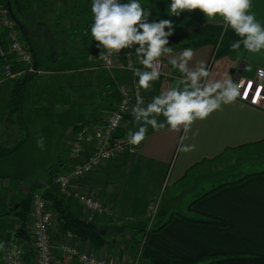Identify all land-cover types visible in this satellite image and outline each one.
<instances>
[{
    "label": "crops",
    "instance_id": "obj_1",
    "mask_svg": "<svg viewBox=\"0 0 264 264\" xmlns=\"http://www.w3.org/2000/svg\"><path fill=\"white\" fill-rule=\"evenodd\" d=\"M81 2L83 0H70L69 8L64 12L50 5V53H54L52 49H59L58 55L54 53L58 56V61L70 63L73 67L68 70H50V85L70 83L72 86L75 84L76 76H81V73L90 76L97 70L102 71L106 89V93H102L104 101L99 106H93V114L86 121L100 123L119 100L116 80L123 75L118 71H107L101 67L100 46L90 34L92 3L85 2L83 8L78 9ZM140 3L146 10L151 11L149 22L171 20L174 34L168 38L188 33L208 24L223 27L219 19L208 22L199 10L183 11L179 16H170L167 9L171 0H140ZM252 4V12L255 13L257 20L264 24V0H252ZM168 30V28L165 29V31ZM72 33H76L73 37H76L78 43L72 40ZM29 36L31 37L30 34ZM168 46L173 48V54L176 56L185 48H192L195 55L189 62V67L195 68L198 62L203 61L213 77L217 79L228 73L236 81L240 77H253L257 69H264V51L252 54L242 48L217 58L216 47L213 44ZM163 59L166 62L165 75H161L152 83L148 91H144L147 103L162 90L175 86L181 78V73L168 63L170 57ZM66 79L67 82H65ZM12 88V81L0 84V102L3 100L9 102ZM9 112L11 113V110ZM158 119L163 121L164 118L161 116ZM6 127L5 123H0L2 131L0 135L5 133ZM137 127L131 121L121 132L127 138L129 130L135 131ZM182 135V131L177 133L167 128L156 132L149 126L146 140L134 153L108 162L82 179L85 191L116 209L147 207L155 203L156 199V196L152 195L151 186L157 185L159 188L169 177L172 179L174 192L167 207L160 210L154 217L152 228L165 225L148 234L146 243L149 247L168 258L180 261L194 260L204 254L237 252L264 255V110L237 99L234 104L223 106L222 111L214 112L206 120L196 121L188 133L189 138L184 141L187 145H195V150L188 153L176 151ZM0 140L5 144L3 139ZM16 143L11 142L8 145ZM213 169L220 170L225 175L213 180L210 188L191 187L190 198L183 201L180 199L181 184L192 172H195L197 176L205 173L204 176L207 177ZM243 177L246 178L232 183ZM214 181L221 182L214 184ZM221 184L224 185L211 191ZM20 190L25 191L26 195L22 196V191L9 194L6 198L0 197V243L4 244L0 254L3 256L7 244L15 240H23L17 236L22 221L13 215L12 209L18 208V203L29 194L39 192H30L28 189L26 191L22 185ZM134 191L137 196L132 195ZM209 191L211 192L207 193ZM66 204L71 215L93 223L96 226L95 229L101 228L103 221L100 220L99 215H91L77 201L68 200ZM53 209L56 211L54 207ZM56 216H58L57 211ZM206 217L221 218L226 220L228 225L196 221ZM5 222L10 225L6 229ZM140 227L136 226V228ZM152 228L149 227L147 230ZM131 232L132 237L139 238L142 235L140 229H132ZM91 234L90 231L88 236L79 237L70 230H66L57 219L52 227L55 261L72 260V257L61 253L59 245L63 242L78 244L82 250L97 251L101 248L99 244L101 241L95 242L90 237ZM113 237L109 236L107 244L118 242ZM127 239L130 242L131 237ZM126 245L128 248L125 247ZM126 245H124V251L132 253L131 244L126 243ZM0 264L3 263L0 262Z\"/></svg>",
    "mask_w": 264,
    "mask_h": 264
},
{
    "label": "clouds",
    "instance_id": "obj_2",
    "mask_svg": "<svg viewBox=\"0 0 264 264\" xmlns=\"http://www.w3.org/2000/svg\"><path fill=\"white\" fill-rule=\"evenodd\" d=\"M252 7V0H171L167 12L170 16H179L183 11L199 10L210 23L219 19L225 31L231 29L239 37L232 42V51L242 47L248 53L259 54L264 51V24L257 20ZM91 12L90 34L102 47L99 59L105 61L106 66H111L110 58L114 54L134 49L143 67L133 68L130 63L128 68L138 77L136 86L139 89L148 91L160 78L164 57H170L168 63L181 73L175 86L162 90L146 105L144 98L137 94L131 115L138 127L127 134V143L132 146L130 151H135L146 140L149 126L156 132L165 128L177 133L182 131L177 153L194 151L195 145H187L184 141L189 138L188 133L196 121L206 120L214 112L222 111L223 106L234 104L238 98L248 99L254 81L239 79L235 82L228 73L219 79L214 78L203 61L190 68L189 62L195 55L192 48H185L178 56L174 55L173 48L168 46V37L174 34L171 20L149 22L151 11L146 10L140 0H128L127 3L92 0ZM166 28L169 30L165 31ZM258 74L264 78V69H259ZM261 92H264V83L256 85L253 104L264 98ZM161 116L163 121L158 119ZM37 147H45L43 137L37 140ZM3 248L4 244L0 243V249Z\"/></svg>",
    "mask_w": 264,
    "mask_h": 264
},
{
    "label": "rangeland",
    "instance_id": "obj_3",
    "mask_svg": "<svg viewBox=\"0 0 264 264\" xmlns=\"http://www.w3.org/2000/svg\"><path fill=\"white\" fill-rule=\"evenodd\" d=\"M84 1L86 2V0ZM121 2L127 3L128 0H121ZM59 5V3H55L53 7L58 10ZM83 5L85 3L81 2L78 9L83 8ZM35 8L39 17L32 23L35 30L33 29L31 37L34 44L41 48L43 53L50 54V12L43 18L45 9H50V0H35ZM20 31L22 38L25 40L21 29ZM0 32L4 33V29H0ZM71 38L78 43L76 37L71 36ZM49 73L48 70V73L37 75L30 82L31 87L25 96L21 120L18 113L11 115L9 112L11 106L8 100L0 102V123H5L7 126L5 133L0 135V139H3L5 144L8 145L11 142H18L24 132L29 134L20 148L0 158V197L6 198L9 194L22 192L23 190H20L21 185L26 191L27 189L30 192L41 191L38 184L45 185L49 182L51 178L50 171L55 168L58 159L61 157L65 162L69 160L68 146L73 135V127L89 120L93 114V106H99L104 101L102 93H106V89L103 84L102 71L97 70L90 76L81 73V76H76L74 79L75 84L72 86H70V83L50 85ZM8 81L11 80H0V84ZM65 82H67V79ZM22 121L27 126L25 130L20 128ZM40 137L44 138L45 147L43 149L37 147V140ZM216 169H213L207 177L204 176L205 173L197 176L195 172H192L181 184L180 199L183 201L190 198L191 193L189 191L191 187L210 188L213 180L225 175ZM217 182L221 181H214V184H217ZM151 187L153 188L152 195L156 196L155 203L147 207L135 206L134 208L125 207L120 209L112 207L113 212L111 215L100 216V220L103 222L99 229H103L105 234L95 229L90 236L95 242L97 240L98 242L101 241L99 243L101 248L95 251L96 253L116 254L121 258L130 260L134 258L132 253L124 251V245L126 243L131 244L134 240V237L130 235L132 229L152 228L154 217L158 215L160 210L167 207L174 192L172 179H169V177L166 179V183L159 188L157 185ZM25 195L26 192L23 191L22 196ZM132 195L137 196L136 191ZM54 212L56 214V211ZM8 225L5 222V229L8 228ZM136 226L141 227L136 228ZM106 234L114 236L113 238L117 239L118 242L107 244L109 236H106ZM137 234L140 235L141 233ZM129 236L131 237L130 242L127 239ZM3 257L0 254V262L5 264L4 261L2 262Z\"/></svg>",
    "mask_w": 264,
    "mask_h": 264
},
{
    "label": "built area",
    "instance_id": "obj_4",
    "mask_svg": "<svg viewBox=\"0 0 264 264\" xmlns=\"http://www.w3.org/2000/svg\"><path fill=\"white\" fill-rule=\"evenodd\" d=\"M0 29H4L5 35V45L0 41V80H16L25 75L48 73L38 66L34 53L21 36L17 21L1 0ZM100 51L102 52V47ZM110 59L111 66H106L103 60H100V65L107 71L122 73L123 76L116 80L119 100L102 122H86L74 132L68 146V168H60L53 178L59 185L61 195L67 201L79 202L93 216L111 215L112 206L97 196L87 193L82 179L100 169L104 164L119 160L137 150V147L135 151L129 150L132 146L127 143V138L121 131L128 122H134L131 109L136 102L137 94L141 95L145 105L147 104L144 90L136 86L138 77H135L128 68L130 63L133 68L143 67L137 60L135 50L124 49ZM165 69L166 62L162 58L161 75H165ZM259 69L253 77H240L235 82H239V79H250L254 81L253 87L256 89V85L264 83V78L258 74ZM255 92L256 90L251 91L248 99L242 101L264 110V98L260 99L258 104L252 103ZM260 95L264 97V92ZM113 121L116 122L115 127H113ZM31 195V219L27 227L29 238L15 240L6 245L3 257L5 264H26V255L29 250L33 253L34 264H139L140 252L130 260L116 254H99L95 251L82 250L78 244L68 242L60 243L59 248L63 255L72 257V260L63 259L56 262L53 255L52 227L57 216L53 205L44 197L42 189Z\"/></svg>",
    "mask_w": 264,
    "mask_h": 264
},
{
    "label": "trees",
    "instance_id": "obj_5",
    "mask_svg": "<svg viewBox=\"0 0 264 264\" xmlns=\"http://www.w3.org/2000/svg\"><path fill=\"white\" fill-rule=\"evenodd\" d=\"M6 7H8L11 11L12 17L17 21L20 29L23 32L25 37V41L31 48L34 56L36 58L37 64L40 68L44 70H68L72 69V65L70 63H64L58 61V51L59 49H52L54 53H43L41 48L37 47L34 44L33 38L29 36L32 35L33 29L35 26L32 25L34 21H36L39 17L38 11L35 8V0H1ZM58 2L60 5L59 10L64 12L65 9H68V5L70 0H51L50 5L53 6L55 2ZM85 3V1L83 0ZM89 2V0H86ZM92 3V0L90 1ZM53 4V5H52ZM46 8L44 12L43 18L45 15L50 12V9ZM48 22V21H46ZM49 24V23H48ZM35 30V29H34ZM72 36H76V33H72ZM82 35V34H81ZM34 36V34H33ZM4 33L0 32V41L5 45L4 41ZM237 37L232 30H224L222 26L216 25H205L199 29H195L188 33L168 38L169 45L178 44V46H200L204 44H213L216 47V57L220 58L234 51L231 50V44L233 41L238 40ZM184 40H188L184 43ZM242 49V47H241ZM240 49V50H241ZM239 51V50H238ZM1 62V61H0ZM16 68H19L16 66ZM37 75H25L16 80H11L13 82V88L10 93L9 103L11 106V115L19 114L18 117L21 120L22 111L25 102V96L30 88V82ZM40 76V75H39ZM118 93V92H117ZM119 96V95H118ZM20 128L22 130L27 129L25 123H20ZM79 124L74 127V132L80 128L82 125ZM28 132H24L20 140L14 145H6L0 140V158L7 156L18 148H20L26 139L28 138ZM61 166V167H59ZM52 168V167H51ZM61 169L68 168V161L65 162L61 157L58 159V163L56 164L53 170L51 169L50 175L51 178L49 182L45 185L38 184L39 188L43 190L44 197L50 201L53 207L56 209L58 214V219L62 223L63 227L66 230H70L71 232L78 235V229L80 227H84L91 232L96 228V226L84 219L79 217H75L68 212L66 199L61 195L60 188L57 183L54 182V174ZM246 177L240 178L232 183L239 182ZM224 184H221L211 191L221 187ZM211 191L207 192L210 193ZM205 193V194H207ZM18 208H13V215L18 217L22 221L21 228L17 231V236L21 237V239H28V231L27 227L31 219V210H32V195L29 194L23 201H21ZM198 222L207 223V224H216L221 226H227L228 222L218 217H206L200 218L196 220ZM165 224H162L156 228H152L147 230L146 227H141L140 232L142 233L141 237H134L133 242L131 243L132 254L136 256L138 252L141 253L139 264H264V255L255 254V253H230V254H204L199 258L188 261H180L176 259H171L163 255L162 253L152 249L146 243V237L150 232L157 231L161 229ZM98 229V228H97ZM99 232L103 233V229H98ZM128 248V247H126ZM26 264H34L33 262V253L31 250L28 251L26 255Z\"/></svg>",
    "mask_w": 264,
    "mask_h": 264
},
{
    "label": "water",
    "instance_id": "obj_6",
    "mask_svg": "<svg viewBox=\"0 0 264 264\" xmlns=\"http://www.w3.org/2000/svg\"><path fill=\"white\" fill-rule=\"evenodd\" d=\"M90 234V230L84 228V227H80L78 229V235L79 237H85V236H88Z\"/></svg>",
    "mask_w": 264,
    "mask_h": 264
},
{
    "label": "snow or ice",
    "instance_id": "obj_7",
    "mask_svg": "<svg viewBox=\"0 0 264 264\" xmlns=\"http://www.w3.org/2000/svg\"><path fill=\"white\" fill-rule=\"evenodd\" d=\"M256 89L253 87L251 91H255Z\"/></svg>",
    "mask_w": 264,
    "mask_h": 264
}]
</instances>
